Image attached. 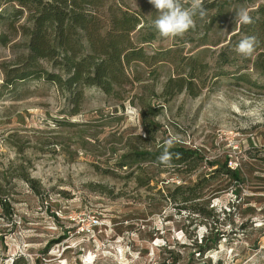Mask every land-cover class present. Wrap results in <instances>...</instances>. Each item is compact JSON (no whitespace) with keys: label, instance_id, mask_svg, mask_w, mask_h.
Here are the masks:
<instances>
[{"label":"rangeland","instance_id":"1","mask_svg":"<svg viewBox=\"0 0 264 264\" xmlns=\"http://www.w3.org/2000/svg\"><path fill=\"white\" fill-rule=\"evenodd\" d=\"M115 1L148 25L159 16L149 0ZM263 3L204 0L196 34L158 35L146 51L201 54L215 67L238 32L235 13L243 8L250 14ZM12 45L0 46V196L11 210L0 207V264H264L263 88L207 79L196 98H169L162 86L174 69L165 64L154 75L144 73L121 102L86 90L73 115L51 85L1 89V66L19 53ZM247 71L250 81L264 85V76ZM168 147L196 153L203 166L190 177L149 164L119 166L127 154ZM224 165L238 169L241 180L211 184L204 201L214 210L212 220H194L164 198L169 186ZM135 176L150 179V189Z\"/></svg>","mask_w":264,"mask_h":264},{"label":"trees","instance_id":"2","mask_svg":"<svg viewBox=\"0 0 264 264\" xmlns=\"http://www.w3.org/2000/svg\"><path fill=\"white\" fill-rule=\"evenodd\" d=\"M181 3L187 8L191 0H181ZM220 6L217 9L221 13L224 6ZM250 15L254 22L239 25L232 42L219 52L215 67L211 68L202 61L201 54L182 56L172 48L148 53L147 47L156 41L159 32L148 25L142 14L123 8L115 0H0L3 29L0 46L13 42L11 48L19 52L11 63L1 66L4 78L1 89L15 91L19 84L26 82L51 85L65 96L73 115L80 113L86 90L93 89L121 102L127 99L135 85L142 83L144 73L154 75L165 64L174 69L162 86L165 97L185 93L196 98L205 89L207 79L212 84L228 79L238 85L264 89V85L250 81L251 73L247 71L250 69L264 76V3ZM199 17H194L195 22ZM192 34H196L195 28L181 37L189 39ZM253 35L259 41L254 53L250 57L238 55L239 41ZM16 38L18 41L14 43ZM188 41L184 43H191ZM149 127L151 125L146 124V132L151 131ZM167 149L174 154L171 166L158 161L165 148L127 154L119 166L136 165L139 169L140 165L149 164L190 177L204 164V159L194 152L178 147ZM207 165L213 167V164ZM220 178L241 180L240 171L224 165L208 174H199L192 182L169 186L164 198L177 205L179 213L184 211L194 220L199 218L207 222L214 218V210L204 200L211 184ZM24 180L32 183L27 178ZM135 180L140 187H150V179L135 176ZM0 207L11 214L8 203L1 196ZM198 247L203 250L202 246Z\"/></svg>","mask_w":264,"mask_h":264},{"label":"clouds","instance_id":"3","mask_svg":"<svg viewBox=\"0 0 264 264\" xmlns=\"http://www.w3.org/2000/svg\"><path fill=\"white\" fill-rule=\"evenodd\" d=\"M149 3L159 12L158 18L154 21V27L164 38L183 36L188 30L196 27L195 16L199 15L202 18L206 14L204 0H191L190 8L184 7L181 0H149ZM253 22L247 9H239L234 15V23L250 25ZM258 44L256 36H245L236 46V51L245 57H250ZM168 144L171 146L172 141ZM173 155L165 148L163 154L158 157V161L165 166H171ZM175 156L179 158L178 153Z\"/></svg>","mask_w":264,"mask_h":264}]
</instances>
